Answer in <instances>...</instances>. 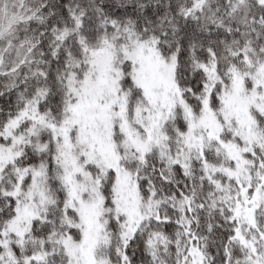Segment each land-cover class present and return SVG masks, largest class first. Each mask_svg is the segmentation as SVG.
I'll use <instances>...</instances> for the list:
<instances>
[{
  "label": "snow or ice",
  "instance_id": "1",
  "mask_svg": "<svg viewBox=\"0 0 264 264\" xmlns=\"http://www.w3.org/2000/svg\"><path fill=\"white\" fill-rule=\"evenodd\" d=\"M0 264H264V0H0Z\"/></svg>",
  "mask_w": 264,
  "mask_h": 264
}]
</instances>
